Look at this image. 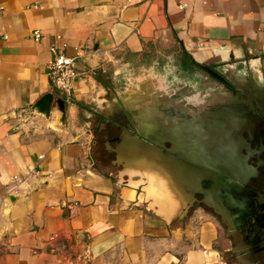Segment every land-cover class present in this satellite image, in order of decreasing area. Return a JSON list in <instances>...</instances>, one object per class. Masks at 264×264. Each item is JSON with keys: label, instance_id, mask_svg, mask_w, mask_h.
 I'll use <instances>...</instances> for the list:
<instances>
[{"label": "crops", "instance_id": "obj_1", "mask_svg": "<svg viewBox=\"0 0 264 264\" xmlns=\"http://www.w3.org/2000/svg\"><path fill=\"white\" fill-rule=\"evenodd\" d=\"M51 43L77 57L73 101L51 84ZM166 44L197 61L264 57V0H0V264H230L210 212L175 223L194 196L182 205L170 198L169 172L155 159L160 149L173 161L171 141L158 150L149 142V160L142 156L134 102L155 75L139 71L138 84L121 91L139 136L120 143L118 158L141 189L95 164L87 121L85 134L70 137L76 113L102 103L101 69L119 63L118 84L138 72L125 55ZM49 92L56 102L47 118L33 104ZM63 115L68 125L56 126Z\"/></svg>", "mask_w": 264, "mask_h": 264}, {"label": "flooded vegetation", "instance_id": "obj_2", "mask_svg": "<svg viewBox=\"0 0 264 264\" xmlns=\"http://www.w3.org/2000/svg\"><path fill=\"white\" fill-rule=\"evenodd\" d=\"M190 58L193 72L208 71L214 79L205 80L211 83L207 91L214 93L219 91L218 84L223 85L249 114L238 150L224 154L225 164L205 168L207 177L194 195L189 215L175 223L183 224L196 209L202 208L218 220L228 242L222 252L230 264H264V57L232 55L202 61ZM138 73L118 84H105L107 92L101 97L102 103L89 106L86 123L95 164L119 183H139L141 189L143 180L127 173L117 150L129 137L139 136L135 116L125 108L121 93L138 84ZM180 76L185 81L189 74ZM180 82L172 75L168 77L167 85L172 89L169 92L186 89L188 95L189 84ZM195 90L204 95V89Z\"/></svg>", "mask_w": 264, "mask_h": 264}, {"label": "water", "instance_id": "obj_3", "mask_svg": "<svg viewBox=\"0 0 264 264\" xmlns=\"http://www.w3.org/2000/svg\"><path fill=\"white\" fill-rule=\"evenodd\" d=\"M143 74L155 75L156 79L155 83L153 79L144 82L143 90L134 102L136 108L133 111L138 114L140 122L141 153L147 161L149 142H153L158 150L164 148L166 141H171L169 151L173 154V161L167 162V155L160 149L155 161L169 172L174 188L171 200L182 205L184 200H192L206 179L205 168L225 164L227 159L224 154L238 150L242 128L237 121L244 119L249 112L244 104L236 101L223 88L212 93L207 91L211 85L200 81L193 87H187L190 91L188 95L186 89L169 92L172 89L167 85L165 73L149 70ZM194 88L204 89V95H199ZM153 91H156L157 97ZM54 102L53 93L49 92L33 104V109L49 118ZM60 110H64L63 101L60 102ZM61 121L65 123L64 115Z\"/></svg>", "mask_w": 264, "mask_h": 264}, {"label": "rangeland", "instance_id": "obj_4", "mask_svg": "<svg viewBox=\"0 0 264 264\" xmlns=\"http://www.w3.org/2000/svg\"><path fill=\"white\" fill-rule=\"evenodd\" d=\"M159 47L160 46H157L155 48L152 47L150 50L145 52L140 57H136V56L133 57L132 55H128V56L125 55L122 60L129 63V66L133 68L134 71L145 72L149 70H155L157 72H163L169 78L172 75L173 79L178 78L180 79V81H182L180 83L186 82L190 86H193V85L195 86V84L200 83V81L202 82V78H204V81H203L204 84L211 85V83H208V80H212L213 79L212 76L208 73V71L193 72L192 71L193 70L192 60L190 58V55L187 52L183 51L179 45L166 44L162 48H159ZM118 65L119 63H117V66ZM117 66L116 65L108 66L106 67V69H104L105 71L101 69L99 74H97V77L105 78L107 79V81H109V83L116 84L115 80H112V78H113L114 72L118 70ZM184 72L189 74L188 78L185 81L180 76L181 73H184ZM207 78L208 80L205 81ZM218 86H219V89L224 87L221 84H218ZM70 101H73V99ZM85 115L86 114H84V111H81L80 114L76 113L75 124H74L75 128L70 133L71 138L77 137V135L79 134L78 130H80L82 134L86 133L85 121L87 120V118ZM25 119L27 123L32 121V119L29 118V116H26ZM246 120H247V116L244 117V119L237 121V123L240 126L239 128L240 129L242 128V131H240V136H242V132L244 131V129H246V126L248 124V121ZM55 123H56V126L58 127L68 125L67 122L65 124L59 120H57ZM222 238L223 237L220 235V240ZM227 245L228 244L224 242L223 246L218 245V247L220 248V250H223V248Z\"/></svg>", "mask_w": 264, "mask_h": 264}, {"label": "built area", "instance_id": "obj_5", "mask_svg": "<svg viewBox=\"0 0 264 264\" xmlns=\"http://www.w3.org/2000/svg\"><path fill=\"white\" fill-rule=\"evenodd\" d=\"M35 40H40L43 36L40 30L32 33ZM6 38L7 35H4ZM61 39V36H57ZM50 51L53 59L49 64V75L51 84L60 90L65 98L70 101L73 99L75 81L81 76L82 72L77 65V57L70 56L66 52V44L51 43ZM18 179V176L14 177Z\"/></svg>", "mask_w": 264, "mask_h": 264}]
</instances>
